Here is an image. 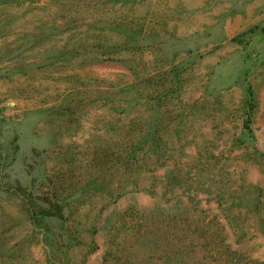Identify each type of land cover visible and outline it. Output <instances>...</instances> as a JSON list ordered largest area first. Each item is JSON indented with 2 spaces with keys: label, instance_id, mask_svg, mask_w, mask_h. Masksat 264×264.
Returning a JSON list of instances; mask_svg holds the SVG:
<instances>
[{
  "label": "rangeland",
  "instance_id": "rangeland-1",
  "mask_svg": "<svg viewBox=\"0 0 264 264\" xmlns=\"http://www.w3.org/2000/svg\"><path fill=\"white\" fill-rule=\"evenodd\" d=\"M0 264H264V0H0Z\"/></svg>",
  "mask_w": 264,
  "mask_h": 264
}]
</instances>
